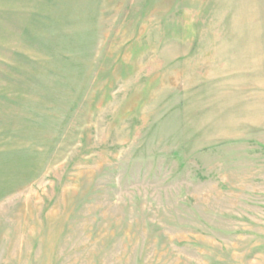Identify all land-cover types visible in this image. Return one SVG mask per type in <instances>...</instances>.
Returning a JSON list of instances; mask_svg holds the SVG:
<instances>
[{
  "label": "rangeland",
  "instance_id": "obj_1",
  "mask_svg": "<svg viewBox=\"0 0 264 264\" xmlns=\"http://www.w3.org/2000/svg\"><path fill=\"white\" fill-rule=\"evenodd\" d=\"M0 264H264V0H0Z\"/></svg>",
  "mask_w": 264,
  "mask_h": 264
}]
</instances>
